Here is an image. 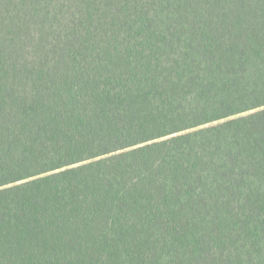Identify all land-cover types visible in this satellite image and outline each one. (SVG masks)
<instances>
[{
	"label": "trees",
	"instance_id": "obj_1",
	"mask_svg": "<svg viewBox=\"0 0 264 264\" xmlns=\"http://www.w3.org/2000/svg\"><path fill=\"white\" fill-rule=\"evenodd\" d=\"M0 264H264V0H0Z\"/></svg>",
	"mask_w": 264,
	"mask_h": 264
}]
</instances>
